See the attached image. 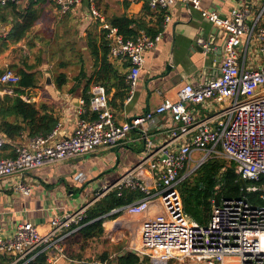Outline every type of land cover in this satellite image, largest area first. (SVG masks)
<instances>
[{
    "label": "built area",
    "instance_id": "1",
    "mask_svg": "<svg viewBox=\"0 0 264 264\" xmlns=\"http://www.w3.org/2000/svg\"><path fill=\"white\" fill-rule=\"evenodd\" d=\"M54 1L61 15L89 3L90 16L107 31L111 61L129 65L124 105L130 104L145 56L157 49L162 33L152 37L141 31L135 39H125L104 18L98 0ZM255 1L233 8L224 17L203 9L199 0H129L132 4L144 2L151 12L163 13V27L171 22L170 13L177 4H192L225 34L220 74L204 85L186 84L176 101H165L124 123L116 121L106 88L95 85L89 107L84 100L79 102V118L70 136L61 137L59 124L47 136L31 137L16 147L13 157H0V178H21L33 170L73 161L102 148H118L136 132L144 143L136 164L94 198L97 202L114 191L118 197L125 191L142 195L108 214L143 218L137 229L140 248L134 243L127 251L148 257L150 264H264V0L260 6ZM200 45L204 52L209 51L204 41ZM20 81L14 70L6 69L0 77V99L11 89L15 91ZM21 98L32 102L28 96ZM196 106H206L210 114L199 116ZM165 116L173 122L164 128L168 140L154 141L151 134L165 126ZM6 140L0 135V150ZM219 156L234 163L236 173L250 183L248 195L224 200L217 207L214 202L208 223L199 225L184 210L179 184ZM193 164L197 169L189 171ZM75 180L85 181L84 174ZM16 188L26 197L31 195V188L22 181ZM86 211L83 207L54 216L47 232L24 221L6 234L0 223V257L10 258L9 264H33L46 255L48 264H58L65 255L66 240L85 226Z\"/></svg>",
    "mask_w": 264,
    "mask_h": 264
},
{
    "label": "crops",
    "instance_id": "2",
    "mask_svg": "<svg viewBox=\"0 0 264 264\" xmlns=\"http://www.w3.org/2000/svg\"><path fill=\"white\" fill-rule=\"evenodd\" d=\"M2 1L7 3L10 0H0L1 74L12 66L14 70L18 71L25 62L31 66L38 65L39 67L43 65L37 63L36 57L41 59V53H46V48L54 40L51 36L46 35L45 29L55 30L58 27L57 24L64 23L69 26L68 30L65 31L64 29L65 33L68 31H71V34L79 32L80 39H83V35L87 34L90 27L98 23L90 16L88 2L74 8L62 22L58 23V19L62 17L59 16L61 14L57 4L54 0H44L34 7L38 11L39 17L30 30V34L26 39L16 43L10 41L8 36L19 18L13 14L11 9L5 8L6 4L4 5ZM17 1L18 9L23 11L29 7L31 0ZM251 1L199 0L203 9L216 11L224 17L228 16L233 8L246 3L249 4ZM262 2L263 0H257L253 3L260 6ZM98 8L106 20L126 16L138 18L141 21H146L148 25L156 27L159 18H161L159 13L155 12H152V16H147L145 13L148 7L144 2L132 4L129 0H99ZM170 17L171 22L166 27H163L164 18H161L162 40L155 51L149 52L145 56V64L140 73L139 85L132 102L118 109L111 103L118 123H124L142 116L165 101H176L180 90L186 84L204 85L220 74V65L224 58V32L207 19H204L201 12L195 9L192 4H177L171 11ZM65 21H67V24ZM45 23V29H43L42 25ZM66 26L63 25L62 28ZM200 41H204L205 44L209 45L208 52L197 50V46H201ZM30 44L35 48L30 47ZM114 63L120 68L121 72L127 74L128 67L124 68V63ZM38 67L35 71L38 70ZM55 89L52 90L48 98L44 94V91L47 92L46 90L43 91L37 88L26 90L22 96H28L33 103L37 104L40 101L47 103L51 100L48 104L52 105L51 103H53L54 105L61 125V137L67 138L73 133L76 126L79 118V102L84 98L81 90L70 95L66 92L55 91ZM49 91L51 92V90ZM113 92L109 94L111 100ZM6 96L16 97L17 94L11 89V93L4 97ZM55 101H59V104H55ZM194 108L199 116L205 117L210 114L206 106H196ZM215 108H218V106H215ZM165 119V126L160 130H156L155 134H151L154 141L168 140L164 128L172 126L173 122L170 116H165ZM0 135L6 138L1 132ZM139 136V133L133 132L130 135V140L123 146L115 149L102 148L73 161L33 170L24 174L21 178H0V223L6 234L12 233L16 225L24 221L33 222L38 225L41 232H47L50 229L49 222L54 216L83 207L87 209L91 207L95 202L94 199L90 202V197L95 196L102 188L114 184L136 164L139 153L144 149V143L139 140ZM30 138L27 132L22 133L20 138L13 141L6 138V145L0 150V157H13L16 147ZM138 142L143 145V148L138 151L129 146L131 143ZM120 148H124L122 153L121 150L118 151ZM109 151L110 153L106 155V158L101 157V154ZM115 152L119 156L121 153L122 158L118 156L116 160L117 156H111ZM103 159L108 160L107 163ZM80 174H84L85 181L75 180V177ZM21 181L31 188L32 192L29 197L24 196L17 190V184ZM94 189L96 191H91ZM89 190L90 193H87ZM153 213L151 212L150 215H153ZM142 220V217H138L130 225L119 217L115 220L106 221L107 233L105 234H108L112 241H119V239L124 241L129 238L125 235L127 232L132 233L130 236H137L138 223H141ZM64 248L65 255L63 258H59L58 264H95L101 262L100 260H86L87 255L84 253L85 247L83 244L65 243ZM113 264L119 263L114 261ZM169 264H174V262Z\"/></svg>",
    "mask_w": 264,
    "mask_h": 264
},
{
    "label": "trees",
    "instance_id": "3",
    "mask_svg": "<svg viewBox=\"0 0 264 264\" xmlns=\"http://www.w3.org/2000/svg\"><path fill=\"white\" fill-rule=\"evenodd\" d=\"M41 1L44 0H31L29 7L23 11L18 9V5L15 2L7 1L5 8L11 9L13 14L19 18L8 36L10 41L19 43L28 37L30 30L39 17L38 11L34 7L39 5ZM69 13L64 16L66 17ZM145 14L152 16L149 8L146 9ZM159 15L164 18L163 13ZM161 18H159V23L156 27H152L146 21H141L138 18L126 16L114 17L111 20H107V22L117 28L119 34L125 39H135L141 31L152 37L162 33ZM85 42L92 59V72L88 74L82 63L80 74L76 78V81H78L77 86L69 90V93L74 94L81 90L83 100L88 108L92 87L103 85L108 94L114 91L111 103L117 109L122 107L128 91L127 74L121 72L120 68L110 59L107 31L103 29L99 22L95 23L87 31ZM29 46L31 47L32 45L30 44ZM32 48L35 47L32 46ZM37 63L40 64L39 60ZM127 65L124 64V68H127ZM37 67L38 65L31 66L25 62L23 67L16 71L21 78L20 83L15 88L17 96H6L0 99V132L12 141L20 138L24 132H27L30 137L47 136L59 125V118L54 106L44 102L40 104L26 102L21 98L26 90L39 87L35 71ZM11 68L14 69L13 66ZM1 73L0 76L2 75ZM57 80L58 89L64 90L63 85L66 84L65 76H60ZM89 114L87 113L84 117L87 118ZM227 161L225 158L210 159L199 167L193 175L183 179L179 184L184 210L199 225L208 223L214 202L242 197L240 176L236 173L235 165ZM247 184L250 185V183ZM141 197L140 193L129 191H125L123 197H118L116 191L108 194L87 209L86 218L83 220L85 226L69 236L66 243L83 244L86 241L101 238L105 234L103 224L108 220H115L121 215L108 216V214L114 209L130 204ZM249 199L254 201L255 197L249 196ZM110 256L109 252H106L100 261L110 262ZM114 261H118L119 264H150L149 258L140 257L132 252H127L123 257L116 256L111 259L110 264H113L112 262ZM10 262V258L0 257V264H9ZM33 264H48L46 255L39 256Z\"/></svg>",
    "mask_w": 264,
    "mask_h": 264
},
{
    "label": "rangeland",
    "instance_id": "4",
    "mask_svg": "<svg viewBox=\"0 0 264 264\" xmlns=\"http://www.w3.org/2000/svg\"><path fill=\"white\" fill-rule=\"evenodd\" d=\"M59 16L62 18L58 19V23L62 22L65 18V16H62V15H59ZM65 23L67 24V21H65ZM45 25L46 23L42 25L43 29H45ZM57 25H56L57 28L55 30L45 29L46 35L51 36L54 40H53V43L49 47L46 48L47 52L41 53V59L36 57V61L39 60L40 64H43L42 66L38 67V70H36L38 83H39V87H37V89H42L43 91L46 90L47 92L44 91L46 98H48L49 95H51L52 90L54 88H56L55 91H59L61 93L66 92L70 94L69 90L77 86L78 81H76V78L80 74L82 63L88 74L92 72V59H91V55L89 51L86 49L87 47H86V42H85V38L87 37V34L83 35L84 36L83 39H80L81 35L79 32L78 33L75 32L71 34L70 33L71 31H68L65 33V31L68 30L69 26H66L64 23H62L61 25L59 24ZM63 25L66 27L62 28ZM255 56L257 57V54H255ZM10 69L14 70L13 68H10ZM14 71L16 72V70ZM47 76H50L52 80V84L49 86L46 84ZM60 76H65L66 78V84L63 85L64 90L62 89L60 90L57 87V81H58L57 79ZM49 90H51V92ZM50 101H48L47 103H50ZM41 102L43 101H40V103ZM58 102L55 101V104ZM51 104H52L51 106H54L53 103ZM138 143H131L129 146L135 148V150L138 151L143 148V145L141 143H140L141 145ZM119 150H121L120 152L122 153V150H124V148H120L118 149V151ZM109 153L110 151L108 153H103L101 154V157L106 158V155ZM121 153L119 156V154L115 152L111 156H117L116 157V160H117L118 156L119 158H122ZM195 157L198 158L199 155L196 154ZM218 158H223V157L219 156ZM103 161L107 163L108 160L103 159ZM193 169H197V164H193L191 168L189 169V171ZM91 191H96V189L91 190ZM87 193H90V190ZM94 198L95 196L90 197L89 201L92 202ZM119 218H121V220H123L124 222L128 223V225H130V223L132 221H135V219H137L138 217H129V216H124L123 214H121ZM103 227L105 229V233H107L105 223L103 224ZM130 234L131 232L130 233L127 232L125 234L126 236H129V238L124 241L120 239L119 241L118 240L112 241L110 240V237L108 234H107L108 236L104 234V236H102L101 238H95V239L84 242L83 243V246L85 247L84 253L85 255H87L86 260H90V261L101 260V257L106 252H109V254L111 255V259H114L116 256L130 249L134 243L137 244V247L139 249L140 248L139 235L137 234V236L136 235L130 236ZM110 242H113V243H110ZM108 244H112V245H108ZM108 248L110 251L108 250ZM111 259L109 258L110 262L108 264L111 263Z\"/></svg>",
    "mask_w": 264,
    "mask_h": 264
},
{
    "label": "water",
    "instance_id": "5",
    "mask_svg": "<svg viewBox=\"0 0 264 264\" xmlns=\"http://www.w3.org/2000/svg\"><path fill=\"white\" fill-rule=\"evenodd\" d=\"M197 50L199 52H204V49L201 46H197ZM46 84L48 86L52 84V80H51L50 76H47V78H46ZM78 105H79V103H78ZM240 184H241V195L243 197H247V195H248V193H247V182L243 178H240ZM219 205H220V201H217L216 204H215V206L217 207ZM127 252L128 251L121 253L119 255V257H123ZM132 253L135 254L136 252L133 251Z\"/></svg>",
    "mask_w": 264,
    "mask_h": 264
}]
</instances>
